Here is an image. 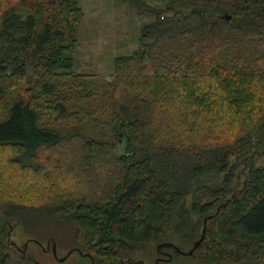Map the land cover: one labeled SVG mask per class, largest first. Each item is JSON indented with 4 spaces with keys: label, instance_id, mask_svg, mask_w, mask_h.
<instances>
[{
    "label": "trees",
    "instance_id": "obj_1",
    "mask_svg": "<svg viewBox=\"0 0 264 264\" xmlns=\"http://www.w3.org/2000/svg\"><path fill=\"white\" fill-rule=\"evenodd\" d=\"M128 1L150 19L100 80L73 67L78 0H0V264H43L8 220L133 264L205 217L160 264H264V0Z\"/></svg>",
    "mask_w": 264,
    "mask_h": 264
},
{
    "label": "rangeland",
    "instance_id": "obj_2",
    "mask_svg": "<svg viewBox=\"0 0 264 264\" xmlns=\"http://www.w3.org/2000/svg\"><path fill=\"white\" fill-rule=\"evenodd\" d=\"M78 1L82 6L83 16L79 23L78 39L70 51L73 67L77 71L93 74L100 80L110 79L113 58L138 46L140 26L149 20L150 16L140 14L137 7L128 0ZM146 1L153 5L165 3V0ZM253 159L256 164L264 165V150L254 155ZM4 209V203H0V214L5 213ZM3 229L2 241L12 243V248L22 247L26 254L43 264H78L89 261L82 250L75 248L73 228L64 221L41 220L34 224L31 220L26 225L22 221L8 220ZM173 240L176 244L179 243L176 237ZM53 242L56 255L51 249ZM157 246L155 241L141 243L135 248L131 263L139 264V261H142V264H160L172 251L167 249L169 254L163 256L158 248L155 249ZM184 250H187V247ZM176 255L179 258L175 262H180L183 258L181 253ZM191 260L188 256L186 261L192 264Z\"/></svg>",
    "mask_w": 264,
    "mask_h": 264
},
{
    "label": "water",
    "instance_id": "obj_3",
    "mask_svg": "<svg viewBox=\"0 0 264 264\" xmlns=\"http://www.w3.org/2000/svg\"><path fill=\"white\" fill-rule=\"evenodd\" d=\"M211 216H212V215H210V217H211ZM206 221H207V217H205V218L203 219V226H202V232H201L200 237H199L196 241H194L193 245H192L189 249H187V250H182V249H180L176 244H174L173 242H170V241H164V242H161V243L158 244V246L163 245V244H168V245H172L176 251H179V252H181V253H183V254H190V253H192L193 249L196 248V247L198 246L199 242L201 241V239H202L203 236H204V230H205ZM158 246H157V247H158ZM51 249H52L53 254L56 255V247H55V243H54V242H53V244H52V248H51ZM69 253H70V251H68L67 254H69ZM67 254L65 255V257L67 256ZM65 257H64V258H65ZM136 263H137V262H136ZM139 264H142V261H139Z\"/></svg>",
    "mask_w": 264,
    "mask_h": 264
},
{
    "label": "flooded vegetation",
    "instance_id": "obj_4",
    "mask_svg": "<svg viewBox=\"0 0 264 264\" xmlns=\"http://www.w3.org/2000/svg\"><path fill=\"white\" fill-rule=\"evenodd\" d=\"M161 246H165V247H170L171 249H174V247L172 245H168V244H163ZM175 250V249H174ZM158 251L160 252V254L164 255V254H169L167 250L158 248ZM163 257V256H162ZM160 257V258H162ZM134 264V262H132Z\"/></svg>",
    "mask_w": 264,
    "mask_h": 264
}]
</instances>
